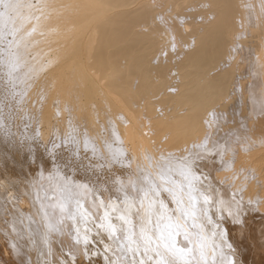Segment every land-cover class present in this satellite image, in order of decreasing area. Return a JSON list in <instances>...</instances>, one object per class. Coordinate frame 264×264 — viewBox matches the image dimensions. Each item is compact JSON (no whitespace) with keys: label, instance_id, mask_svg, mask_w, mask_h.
<instances>
[{"label":"bare ground","instance_id":"6f19581e","mask_svg":"<svg viewBox=\"0 0 264 264\" xmlns=\"http://www.w3.org/2000/svg\"><path fill=\"white\" fill-rule=\"evenodd\" d=\"M0 14V264H264V0Z\"/></svg>","mask_w":264,"mask_h":264},{"label":"snow or ice","instance_id":"6c2138e0","mask_svg":"<svg viewBox=\"0 0 264 264\" xmlns=\"http://www.w3.org/2000/svg\"><path fill=\"white\" fill-rule=\"evenodd\" d=\"M115 158V157H114ZM163 159V157H162ZM114 182L116 183H120V181L118 179L114 178ZM150 183V181H149ZM121 190L123 191V186L121 187ZM147 193H145L146 195ZM128 194L127 192H125V197L124 200L127 203L128 202ZM208 198L205 197V202L207 203ZM141 205H142V201H141ZM195 213L192 212L191 215H194ZM73 214L69 213V217L72 218ZM122 221H124L125 224H129V240L132 241V237L135 235V233L132 231L131 229V224L130 221L125 217V216H120L119 217ZM50 228H52V225H49ZM107 227L112 230V232H115V226L112 225L110 222L107 225ZM141 235L143 237V243L145 245L144 247V252L147 253L148 248L146 247L147 245L151 244V243H155L156 244V255L159 257V260L157 262V264H178V261H183V264H191V260H189L186 256H185V249L182 247H178L175 237L172 236L171 234H169L168 238H165L163 236V234L161 235V238L159 241H153L152 237L147 235L145 233V230L143 228H141ZM185 240H188V236L187 234H185L184 236ZM77 243H80V240L77 239L76 240ZM133 243H135L134 241H132ZM84 244H85V249L83 250L84 255H87V245H88V240L87 237L84 238ZM161 244L163 245V251H161ZM139 249V245H137L136 249H132L131 251L133 252V254H135V252ZM187 251H191V249H188ZM68 264H76L75 261H69ZM80 264H82V262H80ZM130 264H144L143 259L140 260H136V259H132L130 261Z\"/></svg>","mask_w":264,"mask_h":264},{"label":"rangeland","instance_id":"374dc122","mask_svg":"<svg viewBox=\"0 0 264 264\" xmlns=\"http://www.w3.org/2000/svg\"><path fill=\"white\" fill-rule=\"evenodd\" d=\"M1 8H2V7H1ZM0 15H2V14H0ZM1 20H2V17H0V21H1ZM227 66H228V65H227ZM4 70H5V55H1V57H0V72H1V71H4ZM0 76H1L0 78L3 79V77L6 76V75H4V74L1 72V73H0ZM1 97H3V95H0V98H1ZM3 98L6 99V100L8 99V103H7L8 106L12 105V106H10L9 108H15V107L17 106V104L14 103L13 100L10 99L11 97H9V96H8V97H7V96H4ZM13 110H14V109H13Z\"/></svg>","mask_w":264,"mask_h":264}]
</instances>
